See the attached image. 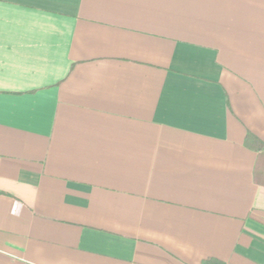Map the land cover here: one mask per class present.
Wrapping results in <instances>:
<instances>
[{
	"label": "crops",
	"instance_id": "obj_1",
	"mask_svg": "<svg viewBox=\"0 0 264 264\" xmlns=\"http://www.w3.org/2000/svg\"><path fill=\"white\" fill-rule=\"evenodd\" d=\"M260 146L264 0H0V264H264Z\"/></svg>",
	"mask_w": 264,
	"mask_h": 264
},
{
	"label": "trees",
	"instance_id": "obj_2",
	"mask_svg": "<svg viewBox=\"0 0 264 264\" xmlns=\"http://www.w3.org/2000/svg\"><path fill=\"white\" fill-rule=\"evenodd\" d=\"M249 139L251 140V136H248V140H249ZM252 143H255V144H256L255 141H253ZM259 145H260V143H259ZM258 150H259V151H264V147L261 148V146H260V148H258ZM0 194H2V193L0 192Z\"/></svg>",
	"mask_w": 264,
	"mask_h": 264
}]
</instances>
